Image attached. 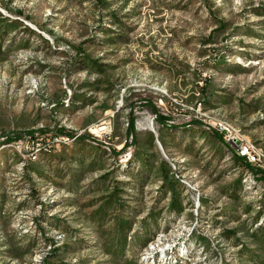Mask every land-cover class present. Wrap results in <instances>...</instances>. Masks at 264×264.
<instances>
[{"label":"rangeland","instance_id":"1","mask_svg":"<svg viewBox=\"0 0 264 264\" xmlns=\"http://www.w3.org/2000/svg\"><path fill=\"white\" fill-rule=\"evenodd\" d=\"M0 24V264H263L264 180L212 132L264 162V0H0Z\"/></svg>","mask_w":264,"mask_h":264},{"label":"trees","instance_id":"2","mask_svg":"<svg viewBox=\"0 0 264 264\" xmlns=\"http://www.w3.org/2000/svg\"><path fill=\"white\" fill-rule=\"evenodd\" d=\"M2 30H0V31H2ZM5 31L6 30H4V32ZM206 81H207V79H203V83L205 82V84L202 85V86H199L200 91H203V93H204V91L206 89ZM200 103H203V101L202 102L200 101ZM154 113H155V116H156L155 119L157 120V122L159 124H161V125H169V127H173V128H177L178 127V125L168 122L170 120H173V116L172 115L165 114V113L161 112L158 108H154ZM135 121H136L135 118H131V120L129 119V121H128V133L131 134L132 136H134L135 131H136V129H135L136 128L135 127ZM61 134H62V132L60 130H58L57 132H55L53 138L55 136H59ZM212 135H213V137L216 140H218L221 143H223V145L226 146L227 149H229L232 152L234 160L237 163H240V164L244 165V167L249 170L248 172H250L251 175L253 174L252 175L253 177H256L257 180H259V179L260 180H264V167H261V166L255 165V164H251L250 162L246 161L245 158L237 155L236 152H234L235 150L233 151V148L225 141L222 133H220V132H218L216 130H213ZM166 185H167V187L170 190H172L173 192H176V188H177V181L176 180H173L172 178L171 179L167 178L166 179ZM175 210H177L178 212H180V211L182 212L180 206L176 207ZM129 224H130L129 221L121 220V223L118 225V232L120 233V235L122 237V248H124V246H125L126 233H127L126 231H127L128 227H129ZM254 235L256 236L257 239H259L258 241H259V244L261 245V248L263 249V255H264V227L260 228L257 232L254 233ZM111 245H112L111 249H113L114 244H111ZM251 257H253V260L259 261L260 263L264 264V256L261 257L259 255H252Z\"/></svg>","mask_w":264,"mask_h":264},{"label":"bare ground","instance_id":"3","mask_svg":"<svg viewBox=\"0 0 264 264\" xmlns=\"http://www.w3.org/2000/svg\"><path fill=\"white\" fill-rule=\"evenodd\" d=\"M220 125L223 126V130H225V131L229 130V128H231L229 123L220 124ZM229 134H231V133H229ZM234 134H238V131L236 129H234ZM226 141H228L227 143H229L234 148L236 154L245 158L246 161L253 163L252 158H248L247 155L242 154V152L240 151V147L235 146L234 144H241V145H243L244 149L250 150V153H257L258 160L260 159L258 152L254 148V146L251 144V142L249 140H247L246 138L241 137L240 135H233V143L234 144L230 140H226Z\"/></svg>","mask_w":264,"mask_h":264},{"label":"built area","instance_id":"4","mask_svg":"<svg viewBox=\"0 0 264 264\" xmlns=\"http://www.w3.org/2000/svg\"><path fill=\"white\" fill-rule=\"evenodd\" d=\"M215 128H216V131L223 134V136L226 140H230L232 143H233V135H240L242 137H245L241 132H240V134H229L227 131L223 130V126L219 125L218 123L216 124ZM234 145L240 147V151L242 152V154L247 155L248 158H252L253 163L255 165L264 167V162H259L258 157H257V153H250V150L244 149L243 145H241V144H234Z\"/></svg>","mask_w":264,"mask_h":264}]
</instances>
